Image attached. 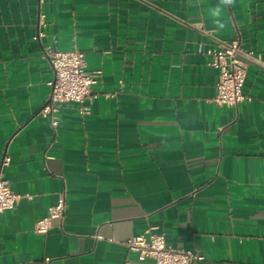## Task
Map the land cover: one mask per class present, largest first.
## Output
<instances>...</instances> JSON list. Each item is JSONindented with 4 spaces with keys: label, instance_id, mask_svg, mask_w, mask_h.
I'll return each instance as SVG.
<instances>
[{
    "label": "crops",
    "instance_id": "crops-1",
    "mask_svg": "<svg viewBox=\"0 0 264 264\" xmlns=\"http://www.w3.org/2000/svg\"><path fill=\"white\" fill-rule=\"evenodd\" d=\"M216 3L0 0L1 175L22 195L0 213V264H154L125 244L147 230L205 257L192 264H264V0H236L220 31ZM216 39L262 61L237 106L214 101ZM46 46L100 73L87 113L65 103L56 127ZM62 196L64 219L36 233Z\"/></svg>",
    "mask_w": 264,
    "mask_h": 264
},
{
    "label": "built area",
    "instance_id": "built-area-1",
    "mask_svg": "<svg viewBox=\"0 0 264 264\" xmlns=\"http://www.w3.org/2000/svg\"><path fill=\"white\" fill-rule=\"evenodd\" d=\"M189 25L211 38L212 31L200 23ZM41 36L42 33H39L36 38L39 39ZM214 42V47L208 52L207 61V66L218 70L214 101L219 105L237 106L245 100H250L251 97L243 91L247 69L250 64H262V61L252 51L242 49L239 40L229 42L216 39ZM42 54L52 66L54 77L49 82L50 97L41 113L43 116H50L53 127H56L59 123L57 112L65 103H79L81 113H87L88 108L84 103L87 99L95 98L92 96V87L98 83L100 73L86 71L85 52L76 48L62 51L54 46H46ZM9 163L8 156L0 163V213L13 209L22 198V195L14 192L10 182L1 175L2 168ZM65 211L66 200L62 196L49 208L46 216L36 221L34 231L46 235L51 230L53 220L64 219ZM125 244L138 261L151 260L154 264H192L194 260H205L197 250L168 246L164 235L152 233L150 230L132 237Z\"/></svg>",
    "mask_w": 264,
    "mask_h": 264
},
{
    "label": "clouds",
    "instance_id": "clouds-1",
    "mask_svg": "<svg viewBox=\"0 0 264 264\" xmlns=\"http://www.w3.org/2000/svg\"><path fill=\"white\" fill-rule=\"evenodd\" d=\"M236 0H217L215 6L210 9V17L212 18L214 28L217 31L223 30L226 28V22L223 17V11L231 6H234Z\"/></svg>",
    "mask_w": 264,
    "mask_h": 264
}]
</instances>
